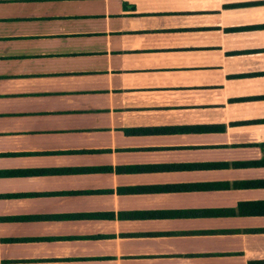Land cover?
Listing matches in <instances>:
<instances>
[{
	"label": "crops",
	"instance_id": "crops-1",
	"mask_svg": "<svg viewBox=\"0 0 264 264\" xmlns=\"http://www.w3.org/2000/svg\"><path fill=\"white\" fill-rule=\"evenodd\" d=\"M0 264H264V0H0Z\"/></svg>",
	"mask_w": 264,
	"mask_h": 264
}]
</instances>
